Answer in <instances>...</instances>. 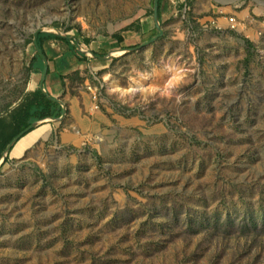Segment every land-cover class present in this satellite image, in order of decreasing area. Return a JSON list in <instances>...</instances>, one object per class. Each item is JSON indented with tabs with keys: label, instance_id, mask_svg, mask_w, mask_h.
<instances>
[{
	"label": "rangeland",
	"instance_id": "rangeland-1",
	"mask_svg": "<svg viewBox=\"0 0 264 264\" xmlns=\"http://www.w3.org/2000/svg\"><path fill=\"white\" fill-rule=\"evenodd\" d=\"M153 3L0 0V117L39 81L37 28L87 56L43 44L66 112L0 165V264H264V0H163L141 46Z\"/></svg>",
	"mask_w": 264,
	"mask_h": 264
},
{
	"label": "trees",
	"instance_id": "trees-1",
	"mask_svg": "<svg viewBox=\"0 0 264 264\" xmlns=\"http://www.w3.org/2000/svg\"><path fill=\"white\" fill-rule=\"evenodd\" d=\"M185 1L186 3L189 4L191 0H185ZM162 5H163V0H158L157 13H158L159 21L161 18ZM153 30H154L153 32L154 36H156L157 29L155 25ZM115 38L118 43L123 40V37L121 36L120 33L115 34ZM73 39H75V41H78L75 36L73 37ZM49 40L63 41L67 45L72 55L78 58L80 57L82 59H87V56L76 48V45L72 40H69L52 32L42 31L39 32L37 35V45L40 48V50L43 52V54L46 56L47 60H50V58L47 57L43 44L45 41H49ZM83 41L86 44L90 43L89 38H83ZM30 42H32L31 39L27 41V43ZM94 54L98 56L96 52H94ZM62 62L64 65H68L65 59H63ZM42 69H43V60L39 55V53L35 51V53L31 56L29 60L27 71L30 73H41ZM49 73H50L49 69H47V75ZM62 111L63 108L61 104L48 99L47 96L41 91L39 87H37L32 92L28 93V95L25 98V102L21 106H19L16 111L10 113V117L8 120L4 117H0V159L2 158V154L8 143L20 132L26 129L31 123L49 117L57 119L62 115ZM30 131L31 130H29L28 132ZM26 133H24L22 136H24ZM6 162H9L8 154L4 157L3 163L1 164H4ZM260 218H261L260 221L264 223V216H260ZM249 223L255 226L256 219L250 216Z\"/></svg>",
	"mask_w": 264,
	"mask_h": 264
},
{
	"label": "water",
	"instance_id": "water-1",
	"mask_svg": "<svg viewBox=\"0 0 264 264\" xmlns=\"http://www.w3.org/2000/svg\"><path fill=\"white\" fill-rule=\"evenodd\" d=\"M157 11H158V0H154V3H153V19H154V22H155V27H156V29H157V35L156 36H154V38H152V39H150L148 42H146V43H144V44H142L141 46H143V45H145V44H147V43H149V42H151V41H153V40H155V39H157V38H159L160 36H162V34H163V30H162V28L160 27V24H159V21H158V13H157ZM42 31H44V30H42V29H40V28H37L35 31H34V33H33V44H34V46H35V50H36V52H38L39 53V55L41 56V58H42V60H43V69H42V75H41V77H42V82L44 81V79H45V77H46V74H47V69H48V61H47V58H46V56L43 54V52L40 50V48L38 47V45H37V35H38V33L39 32H42ZM56 34V33H55ZM58 35H60V36H62L61 34H59V33H57ZM62 37H64V38H67V39H69V37L68 36H62ZM140 46V47H141ZM76 48L79 50V51H82L81 49H80V47H79V45L78 44H76ZM89 53H91V55L92 56H94V57H98V56H96L93 52H89ZM99 58H102V59H104V58H108V56H106V57H99ZM40 89H41V91L47 96V98L48 99H50V100H52V101H55V102H58V103H60L61 104V106H62V108H63V111H62V115L59 117V118H57L58 120H60L62 117H63V115L65 114V107H64V105H63V103H62V101L61 100H59V99H57V98H54L53 96H51L43 87H42V83L40 84ZM50 118V117H49ZM50 119H54V118H50ZM43 120H45V119H43ZM43 120H40V121H35V122H33V123H31L26 129H24L22 132H20L17 136H15L9 143H8V145L6 146V148H5V150H4V153H3V156H5V154H6V152L7 151H9L10 150V148L12 147V145L24 134V133H26V132H28L29 130H31V129H33L34 127H36L41 121H43ZM3 161V158L1 159V162ZM0 162V163H1Z\"/></svg>",
	"mask_w": 264,
	"mask_h": 264
},
{
	"label": "crops",
	"instance_id": "crops-1",
	"mask_svg": "<svg viewBox=\"0 0 264 264\" xmlns=\"http://www.w3.org/2000/svg\"><path fill=\"white\" fill-rule=\"evenodd\" d=\"M48 69L50 71V68H48ZM36 74H40L38 82H35L34 78L30 79V84L32 83V88H31L32 91L35 90L37 87L40 88V84L41 83H42V86H43L45 84V81H46V77H45L44 81L42 82V77H41L42 71H41V73H33L34 76ZM46 76H47V74H46ZM38 83H39V86L37 85ZM33 84H34V86H33ZM46 91L48 92V90H46ZM39 124L36 127H34L33 129H31L30 132L26 133L24 136H21L12 145L10 150L6 152L5 156L8 154L9 159H11V158H20L26 153L27 150H29L32 147L33 144H35L40 139H42L43 136L45 135L46 131H47V128L44 127L43 125L39 126ZM37 131H39V132L37 133ZM36 134H37V136H36ZM13 153L15 155H13ZM5 156H3V154H2V158L3 159H4ZM1 159H0V162H1ZM1 163H0V165H1Z\"/></svg>",
	"mask_w": 264,
	"mask_h": 264
},
{
	"label": "clouds",
	"instance_id": "clouds-1",
	"mask_svg": "<svg viewBox=\"0 0 264 264\" xmlns=\"http://www.w3.org/2000/svg\"><path fill=\"white\" fill-rule=\"evenodd\" d=\"M182 38L183 37H181V39ZM183 80H184V76L182 74L175 75V76H173L172 80L169 81V83L167 85V88L164 91H161L160 89L154 87V88L151 89V92L153 94L159 92L160 95L166 96L168 98H171L173 92L175 90H177L182 85ZM128 91L130 93L135 94L137 91H142V90H138L136 88H131V89H128ZM176 99H177V101H179L180 100V97L177 96Z\"/></svg>",
	"mask_w": 264,
	"mask_h": 264
},
{
	"label": "built area",
	"instance_id": "built-area-1",
	"mask_svg": "<svg viewBox=\"0 0 264 264\" xmlns=\"http://www.w3.org/2000/svg\"><path fill=\"white\" fill-rule=\"evenodd\" d=\"M227 26L229 29H232V30H236L239 27L237 21L235 20L233 16H230L227 19Z\"/></svg>",
	"mask_w": 264,
	"mask_h": 264
}]
</instances>
